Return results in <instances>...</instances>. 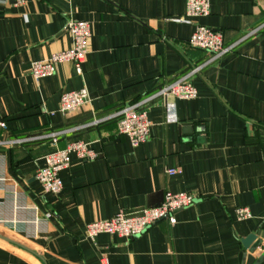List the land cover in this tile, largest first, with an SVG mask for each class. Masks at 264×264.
<instances>
[{
    "label": "crops",
    "instance_id": "1",
    "mask_svg": "<svg viewBox=\"0 0 264 264\" xmlns=\"http://www.w3.org/2000/svg\"><path fill=\"white\" fill-rule=\"evenodd\" d=\"M185 2L0 1V234L23 246L0 238V264H264V0H209L188 24L174 21ZM69 19L91 25L82 73L64 62L35 80L32 61L70 46ZM196 24L220 31L230 51L211 59L192 47ZM186 76L195 98H151ZM82 87L88 102L61 113L60 95ZM129 105L151 123L137 147L117 130ZM75 140L97 156L71 155L61 191L44 192V156ZM166 192L194 196L174 224L86 237L88 222L154 207ZM238 207L250 217L239 220Z\"/></svg>",
    "mask_w": 264,
    "mask_h": 264
},
{
    "label": "built area",
    "instance_id": "2",
    "mask_svg": "<svg viewBox=\"0 0 264 264\" xmlns=\"http://www.w3.org/2000/svg\"><path fill=\"white\" fill-rule=\"evenodd\" d=\"M21 5L25 0H0ZM209 0H186L185 14L183 17L174 19L180 23H192L193 19L208 15ZM65 30L71 37L69 47L51 53L47 59L32 61L30 74L37 80L52 75L60 63L70 62L78 74L82 73L84 62L89 49L91 37V25L89 21L69 19ZM189 44L192 47L207 50L212 53L211 59H216L230 51L231 46L223 45V35L220 31L212 30L203 24H196L191 33ZM171 95L179 99H193L197 95L195 87L182 77L169 83L160 89L153 97H165ZM89 100L88 91L85 87L77 90L64 91L59 99V111L63 114L73 113L79 110ZM151 123L145 109H138V105H129L119 111L117 122L118 133L127 136L131 146L137 147L146 142L149 137ZM0 127L5 128V122L0 121ZM56 134L51 133L52 141L56 142ZM71 155L80 160L94 159L97 154L88 147L87 143L81 140L71 141L62 149H57L44 156V163L40 166L35 178L40 183L44 192L57 195L62 189L60 172L69 167ZM175 169H168V174L175 173ZM264 175V171H263ZM0 181H3L0 178ZM194 202V196L187 192L171 193L166 192L162 202L154 207L143 208L136 212L118 211L107 219H98L88 222L85 225V234L88 239L94 242L98 234L106 233L120 237L132 238L143 234L148 228L161 220L169 223L176 222V211L188 207ZM14 209H29L26 205L16 204ZM35 212V211H34ZM239 220L248 219L250 211L247 207H238L235 210ZM49 214H46V217ZM10 222V220H7ZM6 220L2 222H7ZM17 221V220H12ZM11 221V222H12ZM33 223H38L34 215ZM13 223V222H12ZM261 252V249L257 251Z\"/></svg>",
    "mask_w": 264,
    "mask_h": 264
},
{
    "label": "water",
    "instance_id": "3",
    "mask_svg": "<svg viewBox=\"0 0 264 264\" xmlns=\"http://www.w3.org/2000/svg\"><path fill=\"white\" fill-rule=\"evenodd\" d=\"M258 234H260V232H259ZM263 236H264V235L262 234V237H263ZM0 238L6 240V241H8V242H11V243H14V244H16V245H19V246L23 247V246L20 245L19 243L14 242L13 240H11V239H9V238L3 236L2 234H0ZM256 238H257V234H253V233H252V234H249L248 236H246L245 238L242 239V243H243V245H244L246 248H249V246L252 244V242H253V241H256Z\"/></svg>",
    "mask_w": 264,
    "mask_h": 264
}]
</instances>
